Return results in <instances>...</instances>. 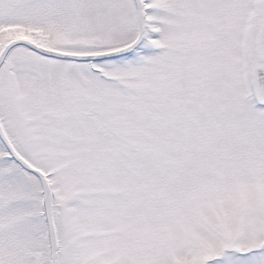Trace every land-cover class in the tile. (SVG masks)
Here are the masks:
<instances>
[{"label":"snow or ice","instance_id":"1","mask_svg":"<svg viewBox=\"0 0 264 264\" xmlns=\"http://www.w3.org/2000/svg\"><path fill=\"white\" fill-rule=\"evenodd\" d=\"M0 264H264V0H0Z\"/></svg>","mask_w":264,"mask_h":264}]
</instances>
